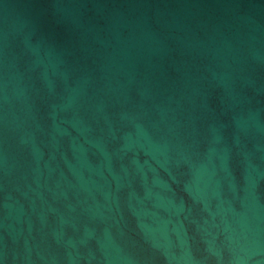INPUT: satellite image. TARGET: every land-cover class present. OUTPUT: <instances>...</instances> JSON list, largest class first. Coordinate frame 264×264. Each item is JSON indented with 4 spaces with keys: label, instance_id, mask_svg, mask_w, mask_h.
<instances>
[{
    "label": "water",
    "instance_id": "95a60500",
    "mask_svg": "<svg viewBox=\"0 0 264 264\" xmlns=\"http://www.w3.org/2000/svg\"><path fill=\"white\" fill-rule=\"evenodd\" d=\"M0 264H264V0H0Z\"/></svg>",
    "mask_w": 264,
    "mask_h": 264
}]
</instances>
